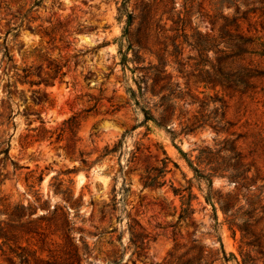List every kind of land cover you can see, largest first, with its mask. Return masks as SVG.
<instances>
[{
    "label": "rangeland",
    "instance_id": "rangeland-1",
    "mask_svg": "<svg viewBox=\"0 0 264 264\" xmlns=\"http://www.w3.org/2000/svg\"><path fill=\"white\" fill-rule=\"evenodd\" d=\"M123 2L44 0L22 19L30 0H0V264H53L66 245L80 264H176L200 249L211 264H241L228 203L264 247V78L245 94L194 79V28L236 17L264 44V0ZM160 60L175 108L166 128L144 122L158 96L128 91L137 67ZM194 168L217 169L213 184Z\"/></svg>",
    "mask_w": 264,
    "mask_h": 264
},
{
    "label": "trees",
    "instance_id": "trees-1",
    "mask_svg": "<svg viewBox=\"0 0 264 264\" xmlns=\"http://www.w3.org/2000/svg\"><path fill=\"white\" fill-rule=\"evenodd\" d=\"M31 7L26 14L22 15V19H28L32 11L41 7L44 0H30ZM129 0H124L123 8L121 12H126L127 3ZM124 9V10H123ZM239 14V12H237ZM248 13H244L243 20L248 22ZM132 15L128 14V28L126 31L127 42L132 46L134 52V62L140 64L143 62V58L140 56L139 51H135L136 46L141 50L142 43L139 40H134L133 35L129 32ZM220 19L224 20L222 25H218V20H212V33H202L199 28H194V79L195 84L204 85L205 87L216 90L221 88L225 91L240 92L242 94L254 89L255 81L264 78V70L255 66L256 59L264 58V44L256 43V40L260 41L262 38L248 37V35L242 31L240 19L228 17L222 15ZM264 30V28H263ZM134 40V41H133ZM127 60V59H126ZM136 71L140 72L138 81L136 80L137 89L129 88L128 91L134 100L142 98L145 93L158 96L159 102L155 105L156 110H159L158 117H154L152 110H148L147 106H142L145 120L154 121L158 126L167 127V124L174 117V106L167 104L170 101L169 96H163L162 93L166 90V85L163 83L169 78L165 75L164 63L159 61L157 65L149 63L147 66L137 67ZM208 99L218 102L222 107H225L224 102L218 98V96ZM207 100V99H206ZM137 105L141 106V103L137 101ZM205 102H202V106H205ZM163 108V109H161ZM70 129L77 124L76 116L70 118L67 122ZM195 126V125H194ZM194 127H185L181 133H190L194 131ZM173 136L176 135L175 131H172ZM114 151V150H113ZM113 151H106V155ZM238 160L242 161V155H236ZM201 158H199L200 160ZM208 160V159H207ZM237 162L233 165V171L229 178L238 180L241 174V168L243 165ZM208 160L206 165H210ZM230 168V167H228ZM213 173L204 174L203 171L194 168L195 173L201 179H206L210 185L213 184L212 178L218 173L217 169H210ZM229 171V169H227ZM222 211L227 215L233 217L230 222L232 225L238 226L243 235L242 246L240 252L242 256L241 264H264V247L261 239L251 230L249 220L245 221L242 226L237 225L235 222L238 220L237 214L233 213L232 203L226 204L222 207ZM239 214V212H238ZM247 214L246 216H249ZM251 218V217H249ZM133 242V240H131ZM223 248V245H221ZM67 249L65 258L58 257L53 264H80L77 259V253L75 249H72L69 245L65 247ZM253 252H256L260 256H253ZM176 264H211L203 257V251L200 249L199 255L196 257L189 256V253L177 259ZM121 261L115 260L111 264H120ZM171 264V263H170Z\"/></svg>",
    "mask_w": 264,
    "mask_h": 264
}]
</instances>
